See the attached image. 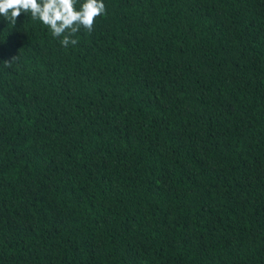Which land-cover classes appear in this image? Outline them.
I'll use <instances>...</instances> for the list:
<instances>
[{
	"label": "trees",
	"instance_id": "16d2710c",
	"mask_svg": "<svg viewBox=\"0 0 264 264\" xmlns=\"http://www.w3.org/2000/svg\"><path fill=\"white\" fill-rule=\"evenodd\" d=\"M104 3L0 16V264H264V0Z\"/></svg>",
	"mask_w": 264,
	"mask_h": 264
},
{
	"label": "clouds",
	"instance_id": "9594fccd",
	"mask_svg": "<svg viewBox=\"0 0 264 264\" xmlns=\"http://www.w3.org/2000/svg\"><path fill=\"white\" fill-rule=\"evenodd\" d=\"M105 13L104 0H0V16L10 25L14 26L21 14H30L66 48L78 44L81 29L91 33L96 19Z\"/></svg>",
	"mask_w": 264,
	"mask_h": 264
}]
</instances>
